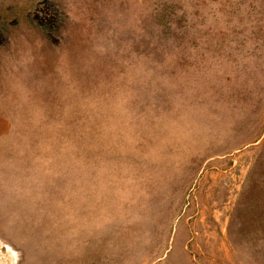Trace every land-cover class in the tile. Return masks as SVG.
Here are the masks:
<instances>
[{
	"label": "rangeland",
	"instance_id": "374dc122",
	"mask_svg": "<svg viewBox=\"0 0 264 264\" xmlns=\"http://www.w3.org/2000/svg\"><path fill=\"white\" fill-rule=\"evenodd\" d=\"M0 264H264V0H0Z\"/></svg>",
	"mask_w": 264,
	"mask_h": 264
}]
</instances>
